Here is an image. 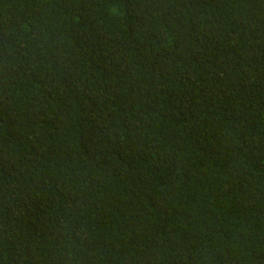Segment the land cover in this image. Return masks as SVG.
Wrapping results in <instances>:
<instances>
[{
	"label": "trees",
	"instance_id": "1",
	"mask_svg": "<svg viewBox=\"0 0 264 264\" xmlns=\"http://www.w3.org/2000/svg\"><path fill=\"white\" fill-rule=\"evenodd\" d=\"M0 264H264V0H0Z\"/></svg>",
	"mask_w": 264,
	"mask_h": 264
}]
</instances>
